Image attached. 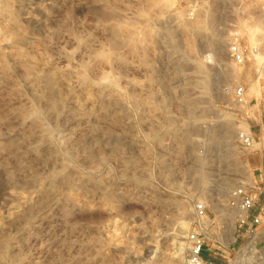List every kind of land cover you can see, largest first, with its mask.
<instances>
[{
  "label": "rangeland",
  "instance_id": "1",
  "mask_svg": "<svg viewBox=\"0 0 264 264\" xmlns=\"http://www.w3.org/2000/svg\"><path fill=\"white\" fill-rule=\"evenodd\" d=\"M263 5L264 0H13L27 30L20 47L72 73L59 82L58 93L67 101L56 114L48 109L43 83L34 82L19 62L10 61L0 78V264H175L176 244L182 243L185 256V238L194 229L203 235L206 253H217L216 264L236 260L248 235L264 228V215L252 230L240 226L231 205L234 190L244 187L255 202L250 215L260 208L264 214ZM214 8L219 21L211 23ZM253 18L263 23V32L248 42L243 30ZM196 20L199 29L188 30L186 22ZM188 40L197 45L191 53ZM233 42L245 51L242 65L230 59ZM232 70L247 77H231ZM79 73L94 84L105 78V115L74 112L69 94L79 93ZM238 87L247 108L235 101ZM184 99L192 105L189 114ZM32 108L34 116L28 115ZM226 116L236 128L228 140L220 132ZM167 120L189 133L183 144L167 131ZM249 128L253 135L262 131L253 147L238 140ZM65 173L69 184L58 178ZM17 194L32 195L24 217L9 214ZM199 203L205 217L195 228ZM182 204L187 217L181 216ZM261 247L264 236L253 244L254 250Z\"/></svg>",
  "mask_w": 264,
  "mask_h": 264
},
{
  "label": "bare ground",
  "instance_id": "2",
  "mask_svg": "<svg viewBox=\"0 0 264 264\" xmlns=\"http://www.w3.org/2000/svg\"><path fill=\"white\" fill-rule=\"evenodd\" d=\"M12 4H13V0H0V78L5 76L7 74V72L9 71L10 61H14L17 63L19 62L20 64H22L23 69H24V73L26 75H28V76L30 75L34 82H42L43 83V91L45 92V94H47L50 97V100L48 103L49 111L52 113H55V114L61 109L63 111V107L65 106L64 104L67 101V99L65 100V98L62 97L60 95V93H58V85H59V82H60L61 78L63 77V75H64V77L66 75L69 76L72 73V71L68 67H64L62 69L52 68L50 66L49 61L46 58H44L41 54H39V55L35 54L37 52L36 50H35L36 52L34 53V51L29 52V51H26L20 47V45H22L21 43L24 42V40H25V35L27 34V30L25 28H23L21 26V24L19 23V18L17 19L16 15L12 9ZM200 8H202V7H200ZM200 10L203 11V9H200ZM197 11H199V10H197ZM217 13H219V12H217L216 9L213 10L212 13L209 12V14H210V15L208 14L209 15V21L211 23L216 22L219 19L217 17V16H219V14L216 15ZM199 17H201V16H199ZM258 19L257 20L254 19L253 20L254 23L251 22V25H249V27H247L246 29L243 30V33L246 36V39L248 40V42H256L257 41V39H256L257 32L261 28L260 27L261 24H263L261 22H258ZM200 21H202V20L200 19ZM200 21L196 20V21H192V22H186V28L188 30L199 29V23H202ZM260 31H262V30L260 29ZM168 34H167V36H168ZM125 39H126V41H131L133 39V37L128 32V35ZM128 43H130V42H128ZM196 46H194V43L191 40H188L185 44V48H186V51L188 53H191L194 50V47H196ZM222 46L223 47L225 46V42H223ZM33 49H34V46H33ZM253 56H254L253 58L259 59L258 54L254 53ZM20 64H18V65H20ZM230 72H228V73L230 74L231 77L240 76L242 78V80L247 77V74L244 73L243 71H233L232 70ZM262 73H263V70H262ZM258 75H259V77H262L261 76L262 74H258ZM62 79L64 80V78H62ZM104 79L105 78H102L99 80V82L94 84L87 79V77L85 76L84 73H79L77 76H75V80H76L77 88L79 89V93L77 92V95H74L75 93L69 94L71 103H72L73 108H74V112L84 114L85 116L91 115L93 112L95 113L96 111H98L100 113L98 115L103 116L106 114L105 109L103 108V106H101V104L103 102V91L101 89L102 88L101 85H102V82L104 81ZM110 83H111V85L114 86V84L112 82H110ZM255 85H256V82H255L254 86ZM94 88H96V89L99 88V91L94 90L97 93L94 92L93 91ZM255 90H257V89H255ZM255 90H254V96H255V100H257L259 92L255 91ZM133 104H134V102H133ZM182 104H184L183 108H185L186 113L189 114L192 110L191 103L188 102L187 100H185V102H183ZM239 106H242L243 108L248 107L247 101H246V95H245L244 104L239 105ZM35 114H36V110L33 108H32V110H29V112H28V115H31V116H34ZM225 119H226V122L222 126V129L220 130V132H221V136L228 140L230 137H232L233 133L236 131L235 130L236 128L230 124L231 116H226ZM166 122H167V131L170 132L174 136V138L177 140V143L179 142L178 144H180V145L183 144L182 142L184 141L183 139H184V136L186 133L182 134V132H181L182 130H180V132H181V134H180L179 129H178V128H180V126L177 128L176 126L173 125L171 120H167ZM43 127L44 126H42V127L40 126V128H39L40 132L39 133H41V135H47V133H48L47 128H43ZM183 131H184V129H183ZM245 131H247V129L243 130L242 132L244 133ZM184 132H186V131H184ZM188 134H186V136H185L186 139H187ZM56 138H58V137L56 136ZM254 144H255V141L248 147H253ZM86 152H89V151H86ZM178 155H181V153ZM102 162H103V160H102ZM60 175L61 174H59L58 178H60V181L62 183H65V184L70 183V178H69L70 176H68V174L65 173L64 175H61V176ZM56 178H57V176H55V179ZM50 186H52V183ZM16 200L17 201L15 202V204H13L12 206L9 207V211H10L9 214H11V215L14 214V215L24 217L26 210L28 209L30 202L32 200V195L17 194ZM70 201H73V200H70ZM180 210H181V216L182 217L188 216L189 209L186 205H183V204L180 205ZM237 213H238L239 218L243 217L242 213H240L239 211H237ZM185 225H186V223L183 222L179 226V230H180L179 232L180 233H183V229L186 227ZM263 236H264V228L258 232H254V233L249 234L247 237V240L240 247L239 252L236 255L237 259L232 261L230 264H264V247H261L259 250H254V248H253V244H254L255 240H258ZM226 238H228V241H232L234 239V238L232 239L231 234L229 237H226ZM176 245H177V247H176L177 253L174 255L172 263L186 264L185 257L181 254V248L180 247L182 246V243L180 242L179 244H176ZM162 264H165V263H162ZM167 264H170V263H167Z\"/></svg>",
  "mask_w": 264,
  "mask_h": 264
},
{
  "label": "built area",
  "instance_id": "3",
  "mask_svg": "<svg viewBox=\"0 0 264 264\" xmlns=\"http://www.w3.org/2000/svg\"><path fill=\"white\" fill-rule=\"evenodd\" d=\"M264 12V5H263ZM229 56L232 63L237 65L244 64L246 60V54L243 48L236 44L235 42L229 45ZM235 101L238 105H243L244 100V91L241 87L236 88L234 92ZM248 105V103H247ZM238 140L240 143L246 147L250 146L254 141L257 140L252 131L247 129V131L240 132L238 134ZM250 190H246L244 187L234 190L231 198V205L235 206L237 210L243 214V217L240 218V226H245L249 230H252L254 227L259 226L262 223L263 210L260 208L257 215L251 216L250 213L255 209V202L250 194ZM196 215L194 218V225L200 226V221L205 217V205L199 203L195 207ZM185 262L186 264H216L218 260L215 255L217 253L208 254L206 253L207 249L205 248L204 237L201 233L197 232L196 229L192 230L186 235L185 238ZM150 264V263H145Z\"/></svg>",
  "mask_w": 264,
  "mask_h": 264
},
{
  "label": "crops",
  "instance_id": "4",
  "mask_svg": "<svg viewBox=\"0 0 264 264\" xmlns=\"http://www.w3.org/2000/svg\"><path fill=\"white\" fill-rule=\"evenodd\" d=\"M264 132V131H263ZM262 133V131L257 132L255 135L259 136ZM257 140L259 141V137H256ZM261 170H259V172H261V175L264 177V155L262 156V160H261Z\"/></svg>",
  "mask_w": 264,
  "mask_h": 264
}]
</instances>
